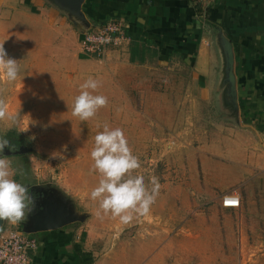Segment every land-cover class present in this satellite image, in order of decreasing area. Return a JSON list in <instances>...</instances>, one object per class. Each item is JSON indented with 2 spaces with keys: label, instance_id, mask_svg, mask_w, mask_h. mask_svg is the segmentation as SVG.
Segmentation results:
<instances>
[{
  "label": "rangeland",
  "instance_id": "rangeland-1",
  "mask_svg": "<svg viewBox=\"0 0 264 264\" xmlns=\"http://www.w3.org/2000/svg\"><path fill=\"white\" fill-rule=\"evenodd\" d=\"M76 33L67 22L51 29L45 39L49 43L41 48L5 50L20 61L21 71L13 82L0 75V134L22 143L14 152L5 148L2 156L14 157L15 178L28 185L35 206L44 194H53L80 218L72 225L83 231L84 240L89 238L92 263L105 256L113 264H126L129 253L131 264L136 254L143 255L139 264H264V166L246 173L244 183L235 181L232 192L240 195L241 206L234 211H224L205 187L215 180L231 187L230 172L241 177L246 161L206 150L224 137L248 133L245 140H251L254 133L241 116L235 121L218 103L196 93L183 66L134 64L108 52L81 57ZM19 38L27 44L37 37ZM88 77L99 80L94 94L106 96L108 104L81 121L72 106ZM105 124L123 130L141 162L134 174L144 175L146 183L155 175L161 185L150 212L134 214L128 222L98 216V201L90 197L100 179L90 152ZM263 143L261 149L246 144L248 152L264 155ZM208 154L214 170L204 166ZM32 213L19 223L3 220L1 229L23 230Z\"/></svg>",
  "mask_w": 264,
  "mask_h": 264
},
{
  "label": "crops",
  "instance_id": "crops-1",
  "mask_svg": "<svg viewBox=\"0 0 264 264\" xmlns=\"http://www.w3.org/2000/svg\"><path fill=\"white\" fill-rule=\"evenodd\" d=\"M82 12L90 27L109 18L123 23L128 40L107 51L108 55H122L130 63L152 67L183 66L196 83V93L208 103H218L226 113L222 105V55L217 45V31L230 41L238 117L241 116L242 124L254 135L251 140H245L248 133L242 137H224L217 146L206 148L209 153L218 152L246 163L242 164L241 177L230 172L231 187H227V182L220 184L216 180L205 187L219 205L223 196L238 195L232 192L235 181L241 182L251 170L261 172L264 166L262 153L252 155L247 150L249 144L261 149L264 142V0H214L198 8L189 0H85ZM67 22L71 23L47 0H0V44L9 53L18 46H45L49 43L45 39L50 30ZM76 31L75 43L79 49L81 34L77 28ZM28 33L37 38L32 43H22L20 34ZM236 148L241 152L239 157ZM208 156H204V166L214 170L212 155ZM3 158L18 174L14 157ZM241 189L245 191L246 187ZM4 231L0 228V234ZM27 235L37 242L36 249L28 253V264H113L105 256L92 263L94 253L89 238L84 240L83 231L72 224ZM126 256V264H131V255ZM133 256V264L142 262L143 255Z\"/></svg>",
  "mask_w": 264,
  "mask_h": 264
},
{
  "label": "clouds",
  "instance_id": "clouds-1",
  "mask_svg": "<svg viewBox=\"0 0 264 264\" xmlns=\"http://www.w3.org/2000/svg\"><path fill=\"white\" fill-rule=\"evenodd\" d=\"M20 71V61L10 58L3 44H0V75L6 81L13 82ZM79 87V94L73 101V115L86 121L105 107L108 99L104 95L94 94L100 87L98 79L88 77ZM2 116L4 112L0 110ZM9 119L14 122V118ZM16 147L0 134V220L13 223L25 221L35 208V198L28 185L15 178V169L2 156L5 148L15 151ZM90 157L93 169L100 177L90 193V197L98 201V216L101 213L110 214L121 222H128L134 214L142 216L150 212L159 195V179L152 175L146 183L144 175L134 174L141 167V162L128 146L121 128H109L105 124L94 137Z\"/></svg>",
  "mask_w": 264,
  "mask_h": 264
},
{
  "label": "water",
  "instance_id": "water-1",
  "mask_svg": "<svg viewBox=\"0 0 264 264\" xmlns=\"http://www.w3.org/2000/svg\"><path fill=\"white\" fill-rule=\"evenodd\" d=\"M52 6L65 14L67 19L80 34L85 33L90 24L86 20L82 6L85 0H47ZM217 45L222 55V105L228 112V117L237 121L238 105L235 90V76L233 73V52L230 41L217 31ZM43 198V199H42ZM36 210L29 217V221L22 230L25 234H32L40 231L54 230L80 220L72 215L70 210L57 202L53 194H44L36 203ZM3 220H0V228Z\"/></svg>",
  "mask_w": 264,
  "mask_h": 264
},
{
  "label": "built area",
  "instance_id": "built-area-1",
  "mask_svg": "<svg viewBox=\"0 0 264 264\" xmlns=\"http://www.w3.org/2000/svg\"><path fill=\"white\" fill-rule=\"evenodd\" d=\"M194 6L210 5L214 0H189ZM128 37L124 33L123 23L110 18L103 24L91 26L81 34L79 53L86 57L99 58L107 51L118 48ZM223 208L238 209V195L228 194L222 197ZM37 242L27 234L8 229L0 234V264H28V253L35 250Z\"/></svg>",
  "mask_w": 264,
  "mask_h": 264
},
{
  "label": "trees",
  "instance_id": "trees-1",
  "mask_svg": "<svg viewBox=\"0 0 264 264\" xmlns=\"http://www.w3.org/2000/svg\"><path fill=\"white\" fill-rule=\"evenodd\" d=\"M198 6L199 5H195V7L196 8H198ZM83 12L86 14L87 13V11H85V9L83 8ZM110 19V18H109ZM109 19H107V20H109ZM106 20V21H107ZM106 21H104V22H102V23H100V24H103V23H105ZM9 142H10V144H15L17 147H16V150L15 151H17V149L19 148V143L21 142L22 143V141H16V139H10L9 140ZM11 152H14V151H11ZM12 156V155H11Z\"/></svg>",
  "mask_w": 264,
  "mask_h": 264
},
{
  "label": "flooded vegetation",
  "instance_id": "flooded-vegetation-1",
  "mask_svg": "<svg viewBox=\"0 0 264 264\" xmlns=\"http://www.w3.org/2000/svg\"><path fill=\"white\" fill-rule=\"evenodd\" d=\"M40 200V199H39ZM38 201V200H37Z\"/></svg>",
  "mask_w": 264,
  "mask_h": 264
}]
</instances>
